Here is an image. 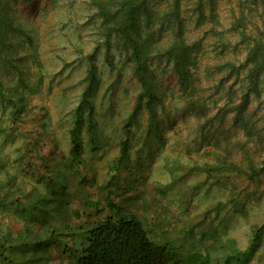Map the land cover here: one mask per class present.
Masks as SVG:
<instances>
[{"label":"rangeland","instance_id":"rangeland-1","mask_svg":"<svg viewBox=\"0 0 264 264\" xmlns=\"http://www.w3.org/2000/svg\"><path fill=\"white\" fill-rule=\"evenodd\" d=\"M14 3L23 32L6 37L4 49L11 57L0 58V84L4 91L15 87L22 100L15 109L0 102V184L7 183L6 188L17 195L43 190L44 178L61 179L70 198L65 210L71 214L65 225L81 226L106 216L110 197L124 215L140 217L153 236L165 234L186 248L208 252L217 263L222 261L224 242L244 248L253 227L264 217V85L259 96L250 95L245 109L260 138L247 137L235 124L233 107L238 96L226 100L234 75L225 77L227 71L221 65L243 59L247 42L240 40L239 31L254 34L264 26V0H214V19L205 7L202 23L196 22L194 0H181L184 35L202 37L195 73L197 93L208 105L205 114L186 110L170 62L154 51L148 64L154 70V91L160 100L153 104V124L146 108L126 123L141 85L132 73L133 61L125 60L128 49L117 36L109 41L115 69L109 68L87 0ZM149 3L153 8L164 6L162 0ZM240 10L244 14L235 30L231 24ZM161 35L159 44H167L170 29ZM94 47L97 81L88 96L96 142L91 144L83 122L82 149L72 159L69 129L85 85L86 55ZM233 83L239 93L240 81ZM125 124L129 159L114 171L120 141L126 138ZM221 155L241 167L252 162L258 177L249 179L231 170L207 174L208 166L219 163ZM111 173L115 175L107 185ZM5 192L1 188L4 198ZM9 201L0 206V229L13 231L22 226V220L16 219ZM261 230L259 245L242 264H264V227Z\"/></svg>","mask_w":264,"mask_h":264},{"label":"trees","instance_id":"trees-1","mask_svg":"<svg viewBox=\"0 0 264 264\" xmlns=\"http://www.w3.org/2000/svg\"><path fill=\"white\" fill-rule=\"evenodd\" d=\"M15 0H0V58L11 57L4 47L6 37L11 32H23V27L17 20ZM31 3L32 0H23ZM150 0H87L93 8V15L97 19L100 40L106 48V61L109 68L115 69L109 57V41L111 37H119L128 49L126 61H133L132 73L140 82L141 89L136 94L127 122L146 108L148 120L156 122L154 103L160 97L154 91V70L149 67L150 54L156 51L171 64V70L176 77L183 97V107L190 112L205 114L207 101L197 93L198 56L201 51L202 37L188 39L183 32L181 0H162L164 6L157 4L154 8ZM196 22L202 23L206 19L205 7L209 9L212 18L214 0H194ZM243 10L239 18L235 19L231 27L239 29ZM170 29L171 39L165 45H160L161 33ZM213 31V28L210 29ZM241 41H246V51L243 59L235 63L226 60L221 68L227 71L226 76L234 79L227 87V99L238 96L239 101L234 105L236 112L235 124L247 137L260 138L259 130L246 115L245 109L250 101V95L259 96L264 85V26L258 28L257 33L245 34L239 31ZM95 48L86 55L87 73L80 101L74 110V122L69 129L70 154L77 159L82 149L80 130L85 123V131L94 145L96 130L89 93L92 92L97 81L96 66L93 61ZM6 60V59H5ZM219 68V67H218ZM240 81L239 93L235 92L234 83ZM38 84V83H37ZM14 96L17 100H14ZM22 95L17 94L16 88L4 91L0 84V102L8 103L12 109L17 108ZM88 110L87 114L82 109ZM13 113V112H12ZM14 114V113H13ZM126 125V124H125ZM125 126V137L120 141L119 152L113 162V170H117L129 159L130 142L129 129ZM219 163H213L206 169L207 174L240 171L245 177H258L256 167L250 162L247 167L238 166L226 155L218 156ZM261 165H264L262 161ZM111 173L107 185L114 178ZM43 190L34 193L13 195L16 191L6 188L7 183L0 184L8 195H0V206H7L9 198L11 208L16 212V219L22 220V226L16 230L0 229V264H61L69 260L71 264H242L256 250L262 238L264 217L260 224L253 227L248 244L244 248L238 247L232 241L224 242L225 252L222 261H213L208 252L186 248L177 240L162 234L153 236L145 223L135 214L124 215L121 208L111 198H107L109 213L91 223H84L76 227L65 225V218L70 198L64 191L61 179L44 178ZM9 206V205H8ZM72 214L77 215L73 212ZM87 225V226H85ZM165 233V232H164ZM167 234V233H166Z\"/></svg>","mask_w":264,"mask_h":264}]
</instances>
